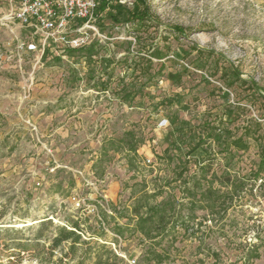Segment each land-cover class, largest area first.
I'll return each mask as SVG.
<instances>
[{
	"label": "rangeland",
	"instance_id": "1",
	"mask_svg": "<svg viewBox=\"0 0 264 264\" xmlns=\"http://www.w3.org/2000/svg\"><path fill=\"white\" fill-rule=\"evenodd\" d=\"M135 1L109 0L100 12L97 0L88 44L67 48L12 19L11 0H0V264H96V255L99 264H264V174L221 221L195 209L192 229L155 247L167 250L159 261L144 256L150 242L139 232L115 233V224L133 225L141 191L163 186L162 196L186 203L177 171L183 159V177L197 172L204 146L183 155L177 125L221 118L236 135L255 121L264 131V102L251 87L264 93V0H143L142 24L110 8ZM128 130L142 141L136 154L101 157L103 141ZM249 143L233 158L217 154L213 170L248 174L258 160ZM72 223L79 239L51 250Z\"/></svg>",
	"mask_w": 264,
	"mask_h": 264
},
{
	"label": "trees",
	"instance_id": "2",
	"mask_svg": "<svg viewBox=\"0 0 264 264\" xmlns=\"http://www.w3.org/2000/svg\"><path fill=\"white\" fill-rule=\"evenodd\" d=\"M139 4L145 5L143 0H136L131 10H126L120 5L110 8L121 12L122 15L125 14L127 20H136L138 24H142L147 17V10L145 7L140 9ZM107 6H111L109 5V0H98L97 8L100 12L104 11ZM106 15L117 20L116 15L109 10ZM81 49H83L85 56L88 57L94 52V45L90 44ZM65 52L69 51L66 49ZM251 87L264 102V93L258 92L257 87L253 83ZM129 95L130 93L126 92L122 96L128 98ZM231 112V109H228V113ZM254 125L259 127L260 123L255 121V124H250L244 128L241 135H236L223 128L221 118L215 122L204 120L195 129L192 127L183 128L181 125H177L174 128L177 134L174 148L180 150L181 145L185 144L187 149L183 155L189 156L198 147L204 146V155L200 157L197 172L191 174L188 178L183 177L187 169V162L183 159L181 162H183L184 167L177 171L175 180H180L181 194L186 199V203L179 201L171 193H166V195L162 196L164 193L163 186L156 187L152 192L141 191L136 196L130 209V220L134 222L133 225L130 227L129 224H115L113 227L115 233L122 236L125 230L129 228L133 232H139L144 239L150 242L144 251V256L147 257V260L154 259L159 261L167 256V250L156 251L155 247H160L163 240L173 236L179 228H182L185 232L192 229L193 221L197 218L194 213L195 209L206 210L208 211L207 214L211 216V220L221 221L225 217L228 205L238 201L245 190L252 194L254 185L257 180L262 179L264 174V131L262 133L257 132ZM208 140H212L216 144V150L213 151L210 143L207 142ZM250 140L257 146L258 160L250 168L248 174L242 177L237 176L235 173L232 174L227 169L219 174L213 170V162L217 159V154L223 155L224 158H233L238 151H244L248 148ZM141 142V139H138L133 131H125L119 138H107L103 141L101 157L107 156L110 149L124 150L126 155H134ZM207 144L209 145L205 146ZM215 183L219 185L218 188L214 186ZM222 188L225 189L223 190ZM158 196H162V198L157 200ZM183 207L187 208L186 214L182 212ZM196 224L200 225L201 221ZM70 227V229L63 228L59 231L60 235L54 238L50 244L51 250L59 246L64 239L73 238L74 242L79 239V235L74 233L75 230H81L79 225L72 223ZM255 236L259 238L258 233ZM82 243L84 245L89 244L85 240ZM256 248V244H253L250 250L251 253L247 256L248 258L256 254ZM110 255L114 258L116 257L112 252H110ZM100 262L101 257L96 255L95 263L99 264ZM9 263H12V261H9Z\"/></svg>",
	"mask_w": 264,
	"mask_h": 264
},
{
	"label": "built area",
	"instance_id": "3",
	"mask_svg": "<svg viewBox=\"0 0 264 264\" xmlns=\"http://www.w3.org/2000/svg\"><path fill=\"white\" fill-rule=\"evenodd\" d=\"M12 19L31 28L51 43L77 48L88 44V25L97 7V0H11ZM84 21L80 27L72 28ZM76 31L78 35H71ZM150 161V160H147Z\"/></svg>",
	"mask_w": 264,
	"mask_h": 264
}]
</instances>
